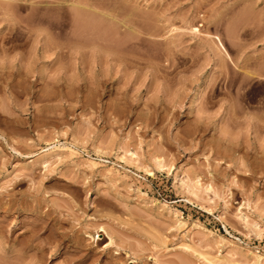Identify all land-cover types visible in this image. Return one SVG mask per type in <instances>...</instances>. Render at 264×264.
Returning <instances> with one entry per match:
<instances>
[{
    "label": "rangeland",
    "instance_id": "1",
    "mask_svg": "<svg viewBox=\"0 0 264 264\" xmlns=\"http://www.w3.org/2000/svg\"><path fill=\"white\" fill-rule=\"evenodd\" d=\"M1 246L264 264V0H0Z\"/></svg>",
    "mask_w": 264,
    "mask_h": 264
},
{
    "label": "bare ground",
    "instance_id": "2",
    "mask_svg": "<svg viewBox=\"0 0 264 264\" xmlns=\"http://www.w3.org/2000/svg\"><path fill=\"white\" fill-rule=\"evenodd\" d=\"M203 85H205V84L202 83V85H201V86L199 85V86L202 88ZM199 97H200V96H199ZM198 99H199V98H198V93H196V94L193 96V101H194V102H197ZM131 154H132V153H131ZM131 160H132V159H131ZM156 163H157L156 165H160V163L162 164V162H159V161H156ZM145 170L149 172V170H148L147 168H145ZM195 224L197 225V223H195ZM256 224H257V223H256ZM4 238L6 239V237H4ZM0 250H1V251L5 250V247H4V246H1V247H0ZM11 251H13V250H11ZM3 252H5V251H3ZM255 255H256V260H258V261H259V259L263 258V255H261V254H256V253H255ZM3 257H4V256L2 255V253H0V258L2 259ZM3 259H4V258H3ZM210 260H211V259H210ZM211 261H213V260H211ZM211 261H210V262H211ZM213 262H214V261H213ZM213 262H212V263H213ZM1 264H2V263H1ZM215 264H217V263H215ZM218 264H220V263H218Z\"/></svg>",
    "mask_w": 264,
    "mask_h": 264
}]
</instances>
